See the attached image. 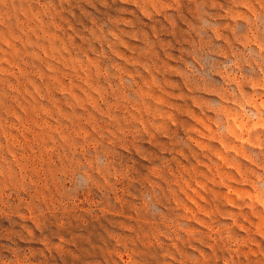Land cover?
<instances>
[{"label": "rangeland", "instance_id": "obj_1", "mask_svg": "<svg viewBox=\"0 0 264 264\" xmlns=\"http://www.w3.org/2000/svg\"><path fill=\"white\" fill-rule=\"evenodd\" d=\"M0 264H264V0H0Z\"/></svg>", "mask_w": 264, "mask_h": 264}]
</instances>
